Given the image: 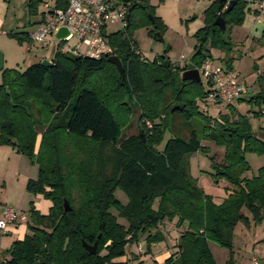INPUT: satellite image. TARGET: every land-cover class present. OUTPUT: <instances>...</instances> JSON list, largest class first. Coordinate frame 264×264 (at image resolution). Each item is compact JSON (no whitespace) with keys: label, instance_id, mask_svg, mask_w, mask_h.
Returning <instances> with one entry per match:
<instances>
[{"label":"trees","instance_id":"obj_1","mask_svg":"<svg viewBox=\"0 0 264 264\" xmlns=\"http://www.w3.org/2000/svg\"><path fill=\"white\" fill-rule=\"evenodd\" d=\"M42 1L27 0L29 15L36 14ZM66 1L54 4L64 7ZM229 1L231 9L225 11ZM123 3L129 14L126 26L106 37L124 78L108 55L92 58L59 50L50 65L2 70L0 144L11 145L37 164V175L27 180L26 190L41 194L51 205L41 213L31 203L26 217L30 233L12 241L0 264H146L138 254L128 257L127 247L145 235L149 253L153 243L164 240L158 227L168 222L179 232L176 250L163 264H217L210 240L232 253L235 228L264 219V162L248 175L251 167L245 158L246 152L264 158V75L257 77L255 93L235 98L250 105L251 116L262 119L258 134L233 100L221 103L227 112L216 116L199 107L213 90L210 80L180 76L208 60L202 54L209 52L208 45L230 46L224 34L243 22L248 0H213L204 10L203 26L194 33L190 64L181 67L170 63L168 48L145 59L132 40L133 31L155 26L152 33L162 32L165 25L146 0ZM218 16L224 29L214 24ZM28 32L8 34L30 44ZM231 63L232 58L225 59L222 69L231 71ZM133 107L139 109L137 132L125 136ZM165 133L170 135L162 144ZM204 140L223 147V157L212 162L214 182L227 183L220 202L190 173V156L208 153ZM116 189L126 194L125 204L115 197ZM111 209L127 224L119 223ZM82 242L97 243L96 252L89 253ZM123 256L127 258L120 260ZM227 264H234L232 258Z\"/></svg>","mask_w":264,"mask_h":264},{"label":"rangeland","instance_id":"obj_2","mask_svg":"<svg viewBox=\"0 0 264 264\" xmlns=\"http://www.w3.org/2000/svg\"><path fill=\"white\" fill-rule=\"evenodd\" d=\"M52 5L54 0H43ZM43 1L37 6L36 14L29 15L27 12V0H0V52L3 54V67L0 69V83L2 81V70L17 69L23 71L31 64L50 60L55 53V46L49 42L46 46L38 44H29L19 42L17 38L9 35V32L30 31L40 21L43 8ZM121 3L125 0H118ZM117 1V2H118ZM153 7V13L163 21L165 27L160 32L162 41L153 38V27L143 26L133 31L132 40L145 59L150 60L154 56L163 54L168 48L166 56L174 67H181L185 62H190L194 54V45L196 39L194 33L204 24V10L213 0H146ZM121 5V4H120ZM246 13V12H245ZM257 17V15H253ZM264 15L260 18L263 22ZM246 21V22H245ZM262 26L247 22L244 16L243 22L238 25H232L230 30L227 29L224 34L225 40L230 42L226 49L208 45L210 56L208 61L213 67L226 68L225 59L232 58L231 66L237 72V80L246 86L247 97L258 90L257 77L264 75V40L261 37ZM245 27V28H243ZM121 28L120 22L109 23L107 33H112ZM53 39V37H52ZM72 39L69 44H72ZM202 82H205L204 75H200ZM237 112L246 115L249 119L251 128L255 134L259 132V126H262V119L251 116L250 105L246 102L232 101ZM199 107L208 114L216 116L218 113H225L226 104L215 103L206 98L205 101L198 102ZM255 108H253L254 110ZM139 109L133 107L131 116L128 117L127 124L124 126L123 135H129L137 132V115ZM147 127L151 123H146ZM40 130V128H39ZM165 133L162 144L169 138ZM262 135V134H260ZM39 137V136H38ZM203 144L208 147V153L195 152L189 158L190 173L197 179L207 194H210L214 201L218 202L225 196V181L214 182L213 161H218L223 157V147L216 145L213 141L204 140ZM162 145L158 146L160 148ZM8 144H0V208L2 205H12L20 207L27 218L31 203L41 213H47L51 202L41 194H33L26 190V182L32 174H37V164L31 162L25 155L15 151ZM212 157V158H211ZM245 158L250 164V171L247 174L256 173L257 169L263 164L264 158L254 152H246ZM34 169V170H33ZM115 197L125 204L127 201L126 194L116 189ZM111 211L116 214L115 209ZM121 224H127L123 217L117 216ZM162 230L165 241L156 243L160 249L156 254L146 253L145 235L140 236L139 240L127 247V256L138 254L145 259L146 264H158L166 251L169 254L176 250L178 230L174 223L169 222L167 226L158 227ZM154 232V230H151ZM30 229L26 221L20 222L19 225L9 224L5 230L0 231V257L6 256V250L12 241L29 234ZM236 242L231 253L227 248L217 242L210 240L209 247L217 264H227L232 258L234 264H252L251 258L256 257L257 264H262L264 257V219L256 224L245 228L239 224L235 228ZM168 253V252H167ZM168 254V255H169ZM126 257L119 258L125 260ZM162 264V263H161Z\"/></svg>","mask_w":264,"mask_h":264},{"label":"built area","instance_id":"obj_3","mask_svg":"<svg viewBox=\"0 0 264 264\" xmlns=\"http://www.w3.org/2000/svg\"><path fill=\"white\" fill-rule=\"evenodd\" d=\"M117 1L67 0L64 7H56L54 3L51 5L47 1H43V16L28 32L30 44L46 46L52 42L55 50L72 55L92 58L109 56L113 48L106 37L108 24L120 22L119 30L126 26L127 8L124 3ZM254 4L256 10L264 14V0H255ZM61 28L66 30V34L59 37L57 33ZM2 34L4 32H1L0 36ZM72 39L75 41L69 44L68 42ZM186 64H190V62H185L184 65ZM197 69L200 75H204L211 81L213 90L209 93L208 99L214 102L228 103L247 93L246 86L237 80V75L232 71L213 67L208 60L204 61ZM24 220H26V215L20 207L1 206L0 231L5 230L9 224ZM251 263L257 264V258L252 257Z\"/></svg>","mask_w":264,"mask_h":264},{"label":"water","instance_id":"obj_4","mask_svg":"<svg viewBox=\"0 0 264 264\" xmlns=\"http://www.w3.org/2000/svg\"><path fill=\"white\" fill-rule=\"evenodd\" d=\"M231 4H232V1H229L228 5L225 8V11H229L231 9ZM128 19H129V14L126 15V20H128ZM214 24L219 26V27H221L222 29L225 28V22H224V20H223V18L221 16H218L214 20ZM153 28L155 29V26ZM65 34H66V30L64 28H61L58 31L57 36L62 37ZM153 38L155 40H158V41H162L163 40V38L161 37L160 32L157 31V30L154 31ZM198 46H200V44ZM202 54L205 57H209L210 56V53L206 52V51H202ZM107 60L109 62L113 63L116 66V68L119 71L121 77L124 78V70H123L122 63H121L119 57L116 56V55H109L107 57ZM165 62L167 63L168 61L166 60ZM41 63L43 65H50L51 64L49 60H42ZM2 67H3V54H2V52H0V69H2ZM180 76H181L182 80H191V81H195V82H200L201 81L200 72H199V70L197 68L186 69V70L181 72ZM15 151H17V149H15ZM63 209H64V211H67V210L70 209L66 200L63 201ZM82 244H83V246L85 247V249L89 253L94 254L96 252L97 243H93L92 245H89V244H87L85 242H82Z\"/></svg>","mask_w":264,"mask_h":264},{"label":"crops","instance_id":"obj_5","mask_svg":"<svg viewBox=\"0 0 264 264\" xmlns=\"http://www.w3.org/2000/svg\"><path fill=\"white\" fill-rule=\"evenodd\" d=\"M254 1H255V0H248V10H247L246 13H245V17H246L247 22L256 25V27L263 25V26H262V29H263V27H264V20H263V22H262V21H260V18H261L262 15H264V14H262V13H260L259 11L256 10V5L254 4ZM255 14L257 15V17H254V16H253V15H255ZM245 22H246V21H245ZM201 27H202V26H201ZM201 27H200V28H201ZM243 28H245V27H243ZM231 71L234 72V73L237 75V72L234 71L233 68H232ZM237 77H238V75H237ZM33 170H34V169H33ZM35 175H37V174H32L31 177H34ZM35 177H36V176H35ZM219 181H222V180H219ZM223 197H225V196H223ZM223 197H222V198H223ZM218 202H220V201H218ZM50 205H51V204H50ZM24 221H26V220H24ZM20 222H23V221H18V222H16V223H12V224H14V225H19ZM177 236H178V235H177ZM21 238H22V236H21L19 239H21ZM163 241H165V240H163ZM159 249H160V247H159L156 243H153V244L150 246V252H151V254H156V252H158ZM167 252H168V253H167ZM165 254H167V255H164V256L162 257V259H161V262L158 261V264H161V263L163 264L164 260L169 256V255H168V254H169V251H166ZM124 257H125V256H124ZM262 264H263V263H262Z\"/></svg>","mask_w":264,"mask_h":264}]
</instances>
